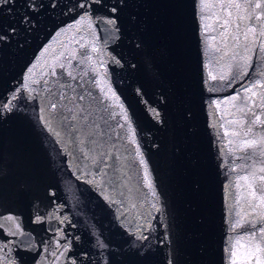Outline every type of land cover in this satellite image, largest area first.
I'll use <instances>...</instances> for the list:
<instances>
[{"label":"water","instance_id":"water-1","mask_svg":"<svg viewBox=\"0 0 264 264\" xmlns=\"http://www.w3.org/2000/svg\"><path fill=\"white\" fill-rule=\"evenodd\" d=\"M43 2L47 5L49 0ZM77 2L58 0L55 9L46 6L37 14L25 7L26 0H15L14 7L8 5L11 14L0 10V27L16 28L15 36L0 43V99L19 87L25 75L35 90L34 99L19 93L18 111L0 118V261L168 264L172 258L175 264H229L225 250L229 243L253 227L258 232L264 226L260 199L256 208L249 205L264 195V181L259 179L264 175V124L256 121L257 116L264 120V51L260 49L264 8H254L264 0H231L242 5L240 12L247 17L240 23L236 47L231 39L237 34L235 25L230 26L227 41L220 35L230 0H127L118 22L119 38L114 26L105 22L111 15L109 7L93 5L90 29L87 22L76 25L82 14ZM112 2L105 0L109 6ZM231 11L235 20L236 9ZM25 15L30 25L21 23ZM246 26L256 28L247 48ZM137 37L143 40L139 49ZM82 43L86 51L80 48ZM92 47L98 52L93 53ZM102 58L108 61L105 68H99ZM245 68L248 73L242 79ZM97 72L99 87L93 82ZM221 76L227 78L220 80ZM256 81L262 86L253 89L255 97L241 91ZM62 84H70L71 89H62ZM79 85H85L92 96ZM60 91L85 94L82 103L91 114L81 132L93 133L94 145L86 135L70 134L56 121L49 128L45 122L49 113L41 109L56 99L50 93ZM113 91L119 99H106L104 92L111 96ZM237 93L236 100L227 99ZM117 105L127 112L131 128ZM121 124L123 128L118 127ZM249 125L252 132L245 136ZM133 131L136 144L129 141ZM97 132L102 135L96 136ZM245 140L256 143L246 148ZM137 146L156 197L145 187ZM101 152L110 165L102 177L112 182L106 193L87 183L93 179L90 173L101 166ZM92 155L97 156L95 164ZM244 176L248 181L239 179L237 186ZM248 184L261 191L251 197ZM105 194L118 203L110 206ZM245 219L254 224L232 230L233 223ZM141 232L148 237L142 257L135 248L140 243L135 236ZM166 235L170 242L161 244ZM97 240L108 247L97 248ZM64 244L71 247L56 261ZM237 259L243 260L242 249Z\"/></svg>","mask_w":264,"mask_h":264},{"label":"snow or ice","instance_id":"snow-or-ice-1","mask_svg":"<svg viewBox=\"0 0 264 264\" xmlns=\"http://www.w3.org/2000/svg\"><path fill=\"white\" fill-rule=\"evenodd\" d=\"M201 2L203 3L204 0H201ZM8 5H11L12 7L15 6V0H0V10H4L6 12V14H11L12 8L8 7ZM93 5H96L98 7H109L110 13L111 15L107 18V20L105 21L108 25H112L114 26V31L117 34V38H119V33H120V25H119V21L121 20V11L127 6V0H114V2L111 3V5H107L105 3V0H78L77 4H76V8H79L82 12V14L79 16V19L76 20L74 23L76 25H80L84 22H87V26L90 29L92 27V8ZM50 7L52 9H55L58 6V0H49V3L47 5H45V3L43 2V0H26L25 3V7L35 13H39L40 10H42L45 7ZM236 9L237 12V17L234 20L233 19V12L231 11L232 8ZM222 8H224V6L222 5ZM242 8V5L240 3H232L231 0L230 2L227 4L225 10L227 11V17L222 21L223 23V31L220 33V35L224 38L225 41L228 40V33H229V29L230 26L235 25L236 28V35H232L231 39L233 41H235V44L233 45V47H236L239 45V28H240V23L243 22L247 17L244 14H241L240 10ZM255 9H261L264 8V4L261 3H256L254 6ZM74 9H70V11H74ZM251 13H249L250 15ZM203 19V17H201ZM257 19H260V16L257 15L256 17ZM133 20H135V17H132ZM21 23L24 24H31V20L30 18L25 15L22 17ZM69 28L73 27V25H68ZM205 31H207V26H205L204 28ZM256 32V28L255 27H248L246 26L243 32V38L245 41V47L247 48L248 46V42H249V35L250 34H254ZM16 35V28L14 26L11 25H4L2 27H0V43H5L7 41H9L13 36ZM59 35V33H58ZM261 36H264V30H262L260 32ZM212 39H215V37H212ZM143 46V40L140 39L139 37L136 38V42H135V47L137 49L141 48ZM253 47H255V44L252 45ZM80 48L84 49L85 51L87 50L86 45L85 44H80ZM260 49L262 51H264V42H262L260 44ZM91 51L93 53L98 52V49L95 47H92ZM76 56L75 54L72 55V59H75ZM89 61H91L92 57L89 56L88 57ZM115 63H119V60H117L115 57L111 58ZM233 59H235V57H233ZM245 59L247 61H251V57H245ZM69 63H71V60H69ZM108 63L107 60H104L103 58L101 59L100 63H99V68H105V65ZM61 68L64 67V65H60ZM133 68L135 67V65L132 66ZM32 71V68L28 69V72L30 73ZM93 71H97L96 69H93ZM248 73V69L245 68L244 71L240 74L241 78L243 79L245 75H247ZM52 76H56V72L52 71ZM87 74V73H86ZM68 75L70 77H72V73L68 72ZM105 75H107L106 71H105ZM210 78L212 80H216L217 77L212 76L211 74ZM261 75H264V72L261 73ZM73 79H75V77H72ZM227 77L226 76H221L219 79L220 80H225ZM29 77L27 75H25L23 77V81L21 83V85L17 88H15V90L9 94V96L5 97L4 99H0V118L2 119H6L7 117L13 115L14 113H16L18 111V94L22 93V92H26L27 96L25 97V99H34V89L31 87V85L28 83ZM97 87L100 86V77H99V73L97 72V76L93 81ZM35 83V82H33ZM45 83H47V81H45ZM229 87H231V83H229L228 85ZM257 86H262L260 81H256L255 84H249V86L247 87H242L241 91L243 93H251L252 97H255L257 95V93L253 90L255 87ZM60 87L63 88H69L71 89V85H60ZM79 87L81 89H84V91L86 92V95L88 97L92 96V93L90 91H87L86 86L85 85H79ZM73 92H75V90H72ZM103 91V90H102ZM50 95H52L54 98L53 101H47L45 103V107L44 109H41V111H48L49 113V117L50 119L45 121L46 123H48L49 128H51V122L52 121H56L58 123H60L61 125H64L68 132L70 134H72L73 132L77 135V136H87L88 137V142L90 145H94L96 143V141L92 138L93 133L88 132V133H82L81 132V126L85 124V122L88 121L89 119V115L91 114L89 111V108L87 106H85L82 102L86 99L85 94H81L79 96L77 95H69L66 91H60L58 93H50ZM240 95V93H237L236 95H233L232 97H228L227 99H231V100H236L238 98V96ZM104 96L106 99H119L116 96V93L113 91L111 93V96L108 95L107 92H104ZM213 103H219L218 101H213ZM118 107H121L123 115H122V119L125 120V122H129V127L131 128V123H130V117L128 116L127 112L123 110V106L122 105H117ZM22 111V109H21ZM105 111H107V108H105ZM67 113V114H66ZM113 118H115V114H113ZM41 120H45L44 117H40ZM256 121L260 122L261 124H264V120H261L259 116L256 117ZM241 124H243V121H240ZM96 127H99L98 125ZM118 127L123 128L124 125H118ZM252 132V127L251 125H249L248 127V131L244 133L245 136H247L249 133ZM61 133L60 132H56V135L59 136ZM235 134V133H234ZM96 136H100L102 135V133L97 132L95 133ZM129 141L130 143L136 144L137 141L135 139V132L133 131L130 136H129ZM79 143L81 145L84 144V139L81 138ZM244 147H252L256 141L254 140H245L242 142ZM81 152L84 153V158L85 159H89V153L85 152L83 147H81ZM90 152H94V149H89ZM136 153L137 156L139 157V163L141 165H144V170H145V175H144V184L145 187H147L148 189L152 190V196L156 197V192L154 190V185H153V180L150 177V173L148 170V166L146 164V161L143 157V155L140 153V149L139 146H137L136 149ZM99 158L101 161V166L98 168V171L96 173H90V175L93 176V179H90L87 181V183L89 184H95L96 188H99L101 190L102 193H106L107 191V187L108 185H110L112 182L111 180H104L102 179V177H106L107 176V169L110 167V165L106 162L108 157L104 154V153H99ZM91 160L92 163H97V156L96 155H92L91 156ZM261 172H264V168L261 169ZM239 179H243L244 181H248V177L244 176V177H240L238 178V182H237V186H239ZM259 179L261 181H264V175L260 176ZM248 187L250 189H252L249 192V195L251 197H255L257 195V191H261L259 189H253L251 184H248ZM104 200L109 202V205L111 206L112 204L118 203V201H114L111 200L110 197L105 194L104 195ZM252 201H250V207L252 206ZM260 204L264 205V195L260 196ZM153 207H155V204L153 205ZM157 211H159V208L156 209ZM253 211H255V209H253ZM6 219L8 220H13L14 217L12 216H8ZM64 220H67L68 217L65 216L63 218ZM260 219L262 221H264V214H261ZM41 221V217H37L36 218V222H40ZM248 224H254V220H247L245 219L243 223H241L239 220L235 223L232 224V230H236V229H245L246 226ZM137 231H140L139 229H137ZM13 235H15V233H13ZM132 235H135L134 233ZM60 237H61V233H57V247H61L60 244ZM135 239L137 241H139L140 243H137L135 245V248L137 249L138 254L142 257L146 254V251H141V249L145 248L144 245V241H147L148 237L146 235H144L142 232L139 236H135ZM166 242H170L169 241V237L166 235L164 240H161L160 243L164 244ZM4 247H7V245H4ZM63 247V251L60 252L59 256H56L55 259L56 261L59 260L60 256H64L70 249L71 245L70 244H64L62 245ZM96 247L99 249H105L108 246L97 240V244ZM243 250V260L242 261H238L237 259V254L239 250ZM228 253H229V264H264V226L260 227L258 232L255 230V228L253 227V229L251 231H245L242 235L237 236L233 239V241H231L229 243V247L225 249ZM134 255L136 253H133ZM86 255V254H85ZM0 264H3V261H0ZM11 264V262H10ZM37 264H40L39 261H37ZM73 264H75V261H73ZM168 264H175L174 259L169 258L168 260Z\"/></svg>","mask_w":264,"mask_h":264},{"label":"bare ground","instance_id":"bare-ground-1","mask_svg":"<svg viewBox=\"0 0 264 264\" xmlns=\"http://www.w3.org/2000/svg\"><path fill=\"white\" fill-rule=\"evenodd\" d=\"M260 176H262V175H260ZM258 199H260V196H258V197H255V199H254V203H253V207H255L256 208V204H255V201H257ZM250 205V204H249ZM258 212V211H257ZM258 213H260V212H258ZM257 216H259V214L257 215Z\"/></svg>","mask_w":264,"mask_h":264}]
</instances>
